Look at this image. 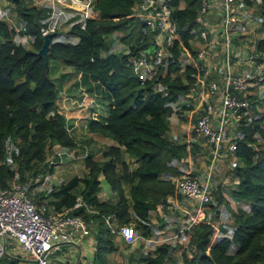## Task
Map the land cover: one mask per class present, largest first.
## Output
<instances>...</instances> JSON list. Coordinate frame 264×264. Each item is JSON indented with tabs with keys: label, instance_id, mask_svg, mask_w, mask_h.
Listing matches in <instances>:
<instances>
[{
	"label": "trees",
	"instance_id": "16d2710c",
	"mask_svg": "<svg viewBox=\"0 0 264 264\" xmlns=\"http://www.w3.org/2000/svg\"><path fill=\"white\" fill-rule=\"evenodd\" d=\"M8 1L14 18L23 23V33L32 42L30 48L13 43V31L0 21V189L7 187L16 171L22 183L50 174L45 163L46 146L49 149L53 144L75 147L74 139L66 132L64 118L56 112V85L48 76L51 62L71 67L74 74L90 77L109 104L104 118L89 121L88 133L115 142L116 146L110 148L114 154H106V159L100 161L88 154L83 158L85 173L80 180L74 178L53 188L49 196L38 193L35 202L48 197L47 211L50 205L52 211L61 212L70 209L80 195V200L94 212L81 206L70 213L93 224L97 231L99 262V256L115 250L114 235L108 229L103 232L102 217L112 215L118 226L131 224L139 236L148 238L150 213L172 193L170 177L180 174L172 163L185 157L186 147L164 135L169 128L170 104L194 93L191 87L194 89L198 67L186 66L181 75L172 74L180 68L177 58L184 54L183 48L195 59L190 44L194 35L190 31L198 28L200 0H170L181 46L175 42L167 73L159 78L165 86L161 93L152 91L150 82L140 84L126 66L128 56L138 57L152 42L147 26L141 19L132 17L133 4L138 0H96L92 9L96 16L85 19L82 27L78 24L71 27L77 41L63 42L55 34L50 36L46 64L37 55L42 45L40 29L44 10L36 9L25 0ZM181 2L184 5L179 8ZM258 10L264 27V0ZM112 33H119L117 39L126 45L127 54L106 53V40ZM254 53L264 55V33L256 40ZM263 123L264 110L237 129L241 138L235 139L234 155L241 163L233 168L237 182L230 196L247 203L250 210L247 214H234L231 237L213 239L212 222L203 219L188 232L186 251L179 256L174 257V249L168 243H158L155 254L138 258L137 264H175L177 259L181 264L264 263V148L254 137L255 133L264 137V130L260 128ZM6 146H11L16 170L4 162ZM119 147L137 161L138 166L132 172L126 163L114 162L119 158ZM98 175L113 193L112 200L99 201ZM124 184L128 186L131 205L125 197ZM31 187L30 184L28 189ZM219 204L216 196L202 207L214 211Z\"/></svg>",
	"mask_w": 264,
	"mask_h": 264
},
{
	"label": "built area",
	"instance_id": "2783aa9c",
	"mask_svg": "<svg viewBox=\"0 0 264 264\" xmlns=\"http://www.w3.org/2000/svg\"><path fill=\"white\" fill-rule=\"evenodd\" d=\"M29 5L44 10L45 19L40 29L42 36L58 32L61 25L67 23L72 17L82 16L78 21L81 26L83 20L96 16L92 11L93 0H85L82 8L67 4L64 0H25ZM213 7L218 8V15L214 12L216 20L213 23L204 21V17L212 11ZM234 0H200L197 25L190 33H196L190 41L194 48L195 59L191 57L188 50L182 49L184 54L177 58L179 64L189 59L194 62L212 61V64L221 63L222 79L219 82L210 78L205 69L197 72L198 76L194 83V93L199 84L205 86L204 101L201 105L199 115L195 118L192 126L193 132L202 137L206 145L212 147V154L216 155L221 147L234 154L235 139L241 138L237 129L252 120V101L249 99V92L252 87L264 86V55L255 54L252 51H243L241 54L231 53L234 25ZM172 7L170 0H138L132 7V17L139 18L147 26L152 34V42L147 50L140 53L138 57L128 56L126 66L130 68L136 80L144 85L150 82L151 90L161 93L165 86L159 81L167 73L171 62V52L175 42L181 46L172 18ZM213 12V11H212ZM0 21L12 27L15 33L22 32V24L17 27L11 21V17L0 7ZM26 40L25 35H20ZM22 40V41H23ZM15 42V43H22ZM128 51L125 53L127 54ZM219 53V56H218ZM183 55L185 57H183ZM242 66L239 71H234L232 59ZM248 70L244 71L243 67ZM184 66L179 71L182 72ZM193 93V94H194ZM165 94V92L163 93ZM81 102L91 107L94 103L92 97L82 94ZM52 116V114H50ZM96 111H89L88 118L96 120ZM66 132L71 133L72 128L65 125ZM83 128L87 129L85 124ZM232 129L233 133H231ZM53 152L48 155L45 163L47 166L66 164L67 162L86 157L77 154V148H67L57 144L52 146ZM83 151V150H82ZM86 155V156H85ZM186 173L180 176L170 177L175 189L184 197L196 203L194 214L188 222L176 233L169 237L154 239L142 238L137 235L131 224H125L117 229L112 215L102 217L103 222L112 234L120 235L126 243L132 244L136 239L149 240L154 243H168V241L179 240L180 235L188 231L199 222V212L203 204L210 201L211 185L208 178L201 183L197 177ZM48 186L53 182V177L48 174L44 178ZM173 180V181H172ZM31 184V183H30ZM35 192H29L27 183L10 180L6 188L0 189V260L6 254L8 241L14 242L24 253L25 257L34 264H60L49 258L55 249L56 244L70 243L77 246L78 239L87 234L85 220L70 211L83 206L88 212L91 209L78 200L72 208L61 212H49L46 206L40 201L33 202ZM185 234V233H184ZM190 256V254H189ZM175 264H181L177 262ZM264 264V263H263Z\"/></svg>",
	"mask_w": 264,
	"mask_h": 264
},
{
	"label": "crops",
	"instance_id": "0c3cea01",
	"mask_svg": "<svg viewBox=\"0 0 264 264\" xmlns=\"http://www.w3.org/2000/svg\"><path fill=\"white\" fill-rule=\"evenodd\" d=\"M0 1H2V5L8 7L12 11L11 15L13 14V19L17 22L15 25H20L21 21L14 18L12 5L7 0ZM213 1L214 3H219V0ZM261 3L262 0L258 2H252V0H248V2L244 4L241 2V0H234V20L232 22V24L234 25L233 31L239 33L240 36L237 35V38L234 35L232 38L231 53L233 55H242L244 51V48H242V42L244 41L242 31L245 29L246 33L247 26H255L258 29H264L258 16V6H256V4L262 5ZM182 7L183 4L180 3L179 8ZM244 9H246L247 11H245ZM217 10V7H213V12L210 11L203 20L208 23H213L217 17L214 16V12L218 15ZM256 16L259 18V22L256 21V19H253V17L255 18ZM78 19V16H74L72 18V21L62 24L60 31L56 33L57 37L65 41H75L76 35L71 31V27L74 24H78ZM250 22H255V24H250ZM261 34L258 36V38H255L250 47L254 48L255 42L257 39H259ZM110 39L111 37L107 39V45L109 46L112 44L113 46L114 42ZM12 40L14 42H20L23 39L21 38L20 34L13 32ZM183 57L185 56L183 55ZM231 62L234 71H239L242 68L241 65L236 63L234 57ZM182 63L184 67L192 66L196 68L198 67L199 70H207L210 78H215L219 82L222 79V67L220 61L215 64H212V61H205V66H201V62L197 63L190 59L185 62L182 61ZM51 68L53 75L52 78L59 77L58 79H56L55 83L57 90L55 102L58 112L64 117L66 124H68V126L72 128L73 136L75 133H77V135L78 133H80L81 135H85V137H89V133L83 128L84 125L89 121L88 112L94 110L98 114H100L98 116V119L104 118L107 114L108 100L101 96L100 91L96 88L95 82L92 81L90 77H83L82 75L81 77H78V75L73 73L71 67L63 65L61 66V64L56 61L51 62ZM243 70L247 71V66L244 65ZM197 76L198 74H196V78ZM82 94H86L93 98L94 103L91 107L87 106L86 102H81ZM205 94V86L199 84L197 87V91L192 94V96H190L189 98L180 97L176 102L170 104L171 114L168 117L169 128L164 136L168 140H175L181 144H184V146L186 147L185 157H183L180 161H174L172 163V165H174V167L180 172L179 176L186 173H191L190 176L197 177L201 183L205 180V178H208L211 185L210 196L212 200L210 199V202H212L213 198L216 196L220 199V204L215 208L214 211H209L201 207V210L199 212V221L203 219L209 221L213 217V219L216 220L215 224H213V239L221 236L231 237L234 214H247L249 213L250 207L247 203L236 201L230 196V190L235 187L237 182V178L233 175V168L236 165L240 164L241 161L237 157H235L233 153L228 152L224 147H221L218 153L216 155H213L212 147L206 145L204 139L196 135L192 130L195 118L200 113ZM253 111L254 110L250 111L248 115H251ZM183 127L185 130H183ZM230 130L231 133H233V130ZM190 131L192 132V135H190ZM86 141L89 142L90 139ZM200 155L206 156L207 165H205L204 163H196ZM126 157L132 162L131 164L133 165V168L128 169L132 172L138 166V163L133 158L127 155ZM223 163L226 164L225 168H222ZM195 173L199 174L195 175ZM58 183L59 182L57 181L55 182L56 185H58ZM99 184L101 187V183ZM110 193L112 192L110 191ZM97 197L99 201L113 199L112 196L107 197L106 199H100L98 195ZM125 197L128 199V204L131 205L128 196V186L126 184ZM195 208L196 203L193 200L182 196L175 189V186L173 184L172 193L167 195L164 202L161 204H157L156 208L151 211L149 217L151 235L147 239H152L153 237H169L172 234L176 233L184 226V224L188 222L190 217L194 214ZM86 226L87 234L78 239L79 242L77 243V246L70 243L56 244L54 249L55 253L59 251L60 245H71L73 247L70 248L71 253L69 255L66 254V257L56 254V262L60 264H81V262L84 264H88L92 259L94 261L95 255L97 259V231L94 229L91 221L89 223L86 222ZM117 229H119V227ZM185 232H183L179 237V240L183 238L181 242H178L177 240L171 241V243L168 242V244L171 245V247H173L174 249V257L179 256V250H176V248H180V246L182 245V241L187 240L188 238V233ZM147 242L152 243L153 245L158 244L151 241ZM123 243H125L124 249L122 248ZM113 245L115 246V250L108 253L109 257L111 256V254H121L125 262L133 259L137 260L142 256L144 257L146 255L152 254V249L148 247L149 244H144L143 240L139 238L136 239L132 244H129L123 241L120 235H114ZM7 247H9V249H7ZM75 252H77V256L75 255ZM4 256H7L12 260L9 264H16L17 261L21 262V264H34L31 260L27 259L25 257V253L14 242L11 241H8L6 245V254ZM103 257L105 256L98 257L100 264H102L104 261ZM177 262H179V260L176 261V263Z\"/></svg>",
	"mask_w": 264,
	"mask_h": 264
},
{
	"label": "rangeland",
	"instance_id": "374dc122",
	"mask_svg": "<svg viewBox=\"0 0 264 264\" xmlns=\"http://www.w3.org/2000/svg\"><path fill=\"white\" fill-rule=\"evenodd\" d=\"M64 1L67 4H71L73 6L76 5L79 8H82L84 3H86L85 0H64ZM246 1L248 2V0H241V2L243 4L246 3ZM258 1H260V0H252V2H258ZM181 4H183V2H181ZM258 5L259 4H256V6H258ZM0 7L3 8V10L11 17V21L15 22L14 24H16L17 22L13 19V16H12L13 14L11 15L12 11L8 7L2 5V1H0ZM244 10L247 11L246 9H244ZM248 15H249V12H248ZM76 16H78V15H76ZM78 17H79L78 21H82L83 17L82 16H78ZM253 19H256V21L259 22V18L257 16L255 18L253 17ZM248 22H249V20H248ZM250 24H255V22H250ZM263 33H264V29L263 28L262 29H258L255 26H251V27L247 26L246 33H245V29L242 31V36H243V40H244L242 42L243 43V47L242 48H244V50L246 52L252 51L250 46L252 45L253 41L255 40V38H258V36L260 34H261V36L259 38H261ZM194 35H196V33H194ZM234 35L236 37H237V35L240 36L239 33H237L236 31H233V36ZM118 36H119V33H112L109 37H107V39L111 37L110 40L114 42L113 46H112V44L108 46V48L106 50L107 54H110V53H113V52L116 53V54H125L128 51V48L126 47V45H124L123 43H120L118 41V39H117ZM30 40L31 39L29 38L28 41H27V44H24V46L26 48H30V46H31ZM106 41H108V40H106ZM134 44H135V42H134ZM180 67L181 68L183 67L181 65V63H180ZM179 69H178V71L173 72L172 75L173 76L174 75H179V74L181 75V72L179 71ZM48 76L55 83H56V79L59 78V77H57V78L54 77L55 79L52 78L53 77L52 69L50 67L48 68ZM248 96H249V99L252 101V105H253L252 110H254V111L252 112L251 117H252V119H254V118L257 117L258 114H261L263 112V110H264V86L252 87L250 89V92H249ZM260 128L262 130H264V123L262 125H260ZM183 130H185L184 127H183ZM190 135H192L191 131H190ZM254 137L258 140V143L260 144V146L262 148H264V137H260L258 133H255ZM74 139H75V141H77L76 145H75V147L78 149L77 150V154H81L82 153L83 156H84V154H86V155L91 154V155H94V157L97 160H99V161L100 160H105L106 159V156H105L106 154H109V155L110 154H112V155L114 154V151L110 150V148H112V146H116V143L113 142L112 140L108 139V138H105V137H102V136H99V135H95V134L91 135L89 137L88 136L85 137V135H81L80 133H78V135H77V133H75L74 134ZM88 139H90L89 142L86 141ZM80 146L83 147V148H81ZM48 149H49L48 146H46V149H44L45 150V154H46V158L48 157V155L50 153L53 152L52 148L50 150H48ZM5 152H6V156H5L4 162H6L7 164H10V166L13 168V170H16V168H17L16 164L12 161L11 146H6L5 147ZM107 152H109V153H107ZM118 152H119V158L118 159L115 158L114 162H116V164H120V162H123L124 164L126 163L127 168L128 169L129 168L132 169L133 168V165L131 164L132 162H131L130 159H128L126 157L127 154H125V152L123 151L122 147L118 148ZM101 154H103V157H101ZM46 158H45V161L47 159H49V158H47V159ZM82 158L83 157H79V159H76V160L71 161V162H67L66 164H63V165L62 164H57L56 166L49 165L47 170H50L52 177H54V180L59 182L58 185H53L52 183L49 186L47 184H42L43 182H45V180H44L45 176H47L49 174V173H45L44 176L40 175V176H37L35 178L28 179L26 181L28 188L30 186V183L32 185V187L30 189H28L29 192L34 191L35 192V196H37L38 193H44V194H46L45 196H49L51 194V192L53 190H55L53 188H56L57 186H59V184H62L64 182L67 184V182L69 183L74 178L80 180L83 177L84 173H85L84 161H83ZM196 163H204L205 165H207L206 156L205 155H200V157L196 161ZM225 166H226V164L223 163L222 164V168H225ZM198 174L199 173H197V174L195 173V175H198ZM97 179H99V183H101V187H100V190L98 192L99 198L100 199H106L107 197H110V196L113 197V193H110V188L108 187V185L105 184V180L103 179V177L101 175H98ZM10 180L22 182L19 179V174H18L17 171H16V173H14V176ZM123 188L125 190V184L123 185ZM46 198H48V197H45V200H41V203L44 206H46V204H48L47 203L48 199H46ZM78 200H80V195L78 197ZM35 201L36 200H35V197H34L33 202H35ZM47 206L51 208V209H49V212H54L55 211V210L52 211V206H50V205H47ZM210 221L212 222V226H213V224H215L216 220L213 219V217H212V219H210ZM113 222L115 224V227L118 228V225L116 224V222L115 221H113ZM107 229H108L107 225L105 224L103 232H105ZM147 241H149V240H147V239L143 240V243L144 244H149L148 247L152 249V254L150 256H153L155 254V245L156 244L153 245L152 243H148ZM78 242H79V240H78ZM168 242L171 243V241H168ZM174 245H178V244H174ZM124 246H125V243H123V247H122L123 249H124ZM186 246H187V240H184V241H182V245L180 246V248H176V250H179V254H181L182 252L186 251ZM71 247H72L71 245H60L59 246V248H60L59 251L57 253H55L54 250H53L52 253L49 255V258L51 260L55 261L56 260V258H55L56 254L57 255H63V256L66 257L67 255H69L71 253L70 252V248ZM74 247H76V246H74ZM7 249H9V247H7ZM18 251H20V250H18ZM75 255L77 256V252H75ZM21 259H23V258H21ZM135 260L136 259L129 260V261L125 262L124 259L122 258L121 254L120 255L117 254V253L111 254V256L109 257V254L107 253L105 255V257H104V262L102 264H125V263L137 264ZM178 260L179 259H177L176 261H178ZM11 261L12 260L9 257L4 256L0 260V264H9ZM16 264H21V262L17 261ZM81 264H84V263L81 262ZM88 264H99L97 262L96 255L94 256V261L92 259L91 262L88 263ZM171 264H174V263H171Z\"/></svg>",
	"mask_w": 264,
	"mask_h": 264
},
{
	"label": "clouds",
	"instance_id": "9594fccd",
	"mask_svg": "<svg viewBox=\"0 0 264 264\" xmlns=\"http://www.w3.org/2000/svg\"><path fill=\"white\" fill-rule=\"evenodd\" d=\"M95 2H96V0H93V4H95ZM94 6V5H93ZM36 8V7H35ZM37 9V8H36ZM92 9H93V7H92ZM93 11V10H92ZM94 12V11H93ZM95 17V16H94ZM73 18V17H72ZM72 18L68 21V22H70V21H72ZM91 18H93V17H91ZM87 19V18H86ZM85 20V19H84ZM84 20H83V23H84ZM2 22H4V21H2ZM44 22V21H43ZM5 23V22H4ZM6 24V26L9 28V29H11L13 32H14V30H13V28L12 27H9L8 25H7V23H5ZM21 24L23 25V23L21 22ZM14 26L15 27H17L15 24H14ZM24 26V25H23ZM42 26H43V23H42ZM78 26L79 27H82L83 26V24L80 26L79 24H78ZM60 31V30H59ZM58 31V32H59ZM24 30L22 31V32H20V35H25L24 33ZM58 32H56V33H58ZM15 33V32H14ZM56 33H54L55 35H56ZM17 34H19V33H17ZM54 34H47V35H50V36H52V35H54ZM42 36V35H41ZM45 36V35H44ZM25 37H26V40H24L22 43H16V44H20V45H22V46H24V44H27V41H28V39L30 38L31 39V42H32V38L30 37V36H28V35H25ZM56 37H57V35H56ZM42 38H43V36H42ZM58 38V37H57ZM59 39V38H58ZM60 40H62V39H60ZM75 41H77V37H76V40ZM75 41H65V40H63V42H75ZM12 42L13 43H15L13 40H12ZM25 47V46H24ZM26 48V47H25ZM76 75H78V77H81V74H76ZM56 101V100H55ZM108 104H109V101H108ZM55 106H56V102H55ZM90 110V109H89ZM91 111H93V110H91ZM56 112L58 113V114H60L59 112H58V110H57V106H56ZM98 114V113H97ZM61 115V114H60ZM100 114H98V116H99ZM63 117V116H62ZM64 118V117H63ZM65 120V119H64ZM90 120H92L93 121V119H90L89 118V121ZM96 120H98V117H97V119ZM89 121L86 123V125H87V129L86 128H84L87 132H88V123H89ZM65 125H66V122H65ZM66 129V128H65ZM74 133V132H73ZM70 136H72V138L74 139V136H73V134H72V132L71 133H68ZM89 136H91V134H89ZM74 142H75V145H76V141H75V139H74ZM53 145H55V144H53ZM52 145V146H53ZM58 145V144H57ZM52 146H51V148H52ZM60 146V145H59ZM81 147V146H80ZM50 148V149H51ZM73 148H76V147H73ZM81 148H83V147H81ZM49 149V150H50ZM235 156V155H234ZM236 157V156H235ZM85 158V157H84ZM83 159V158H82ZM47 165V164H46ZM48 167V166H47ZM51 174V173H50ZM56 181L54 180V177H53V182L52 183H55ZM84 203V202H83ZM85 204V203H84ZM161 204V203H160ZM86 205V204H85ZM72 208V207H71ZM79 208V207H78ZM88 208V207H87ZM74 210V209H73ZM151 214V213H150ZM200 222V221H199ZM118 227H120V226H118ZM190 230H188V231H186L185 233H188ZM113 235H115V234H113ZM163 243H165V242H163ZM180 262V261H179Z\"/></svg>",
	"mask_w": 264,
	"mask_h": 264
},
{
	"label": "water",
	"instance_id": "95a60500",
	"mask_svg": "<svg viewBox=\"0 0 264 264\" xmlns=\"http://www.w3.org/2000/svg\"><path fill=\"white\" fill-rule=\"evenodd\" d=\"M49 38H50V35L43 36L42 45L37 52L38 56L43 57L45 64L47 63V51H48V46H49Z\"/></svg>",
	"mask_w": 264,
	"mask_h": 264
}]
</instances>
